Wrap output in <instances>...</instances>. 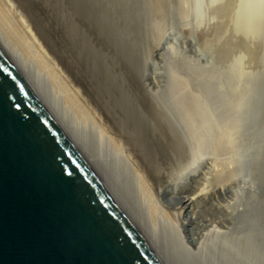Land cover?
Masks as SVG:
<instances>
[{"label": "bare ground", "instance_id": "1", "mask_svg": "<svg viewBox=\"0 0 264 264\" xmlns=\"http://www.w3.org/2000/svg\"><path fill=\"white\" fill-rule=\"evenodd\" d=\"M109 1L0 0V39L173 264H264V142L213 140L260 94L174 55L165 65L188 80L160 84L144 47L172 20L167 4L124 0L125 22Z\"/></svg>", "mask_w": 264, "mask_h": 264}, {"label": "water", "instance_id": "2", "mask_svg": "<svg viewBox=\"0 0 264 264\" xmlns=\"http://www.w3.org/2000/svg\"><path fill=\"white\" fill-rule=\"evenodd\" d=\"M0 264H173L1 39Z\"/></svg>", "mask_w": 264, "mask_h": 264}, {"label": "rangeland", "instance_id": "3", "mask_svg": "<svg viewBox=\"0 0 264 264\" xmlns=\"http://www.w3.org/2000/svg\"><path fill=\"white\" fill-rule=\"evenodd\" d=\"M123 1L124 0H112L111 2L109 1V5L113 4V6L111 5L112 7L110 6L111 9L113 8L112 11H114H111L112 14L116 13L115 15L120 19H123L125 22L127 20L128 22V16L131 15V13L130 10L123 5ZM146 1L149 3L151 2L150 4H156L155 1L158 0H153V2L152 0ZM211 1L212 0L161 1L164 7L166 6L164 4H167V8L165 7L166 11H168L167 15H169V17L172 15L170 18L172 20L168 18L170 20L169 24L161 28L159 30L160 32L157 34L156 31H154V33L150 35L149 44H145L144 49H146L147 46L146 51L150 52L152 50L151 53L153 54L152 61L150 60L148 63L149 72L160 84H165L166 82L170 83L175 75L187 81V68L183 70V73L177 74L172 71L169 65H165L167 64L165 63V58L174 55V57L176 56L184 60L187 59V61H190L192 64L197 63L208 69L217 67L219 73L222 75L220 76V80L216 82L223 84L222 86H225L226 84L224 85V83L230 80L233 85H239L240 83L239 87L247 84L249 81L248 84H253L252 87L256 89V92L264 96V19H262L264 18V0H222V2L217 0L213 1V3ZM168 5H170L169 10ZM152 6L155 7L154 4ZM252 7L254 9H252ZM248 10L251 13H248ZM158 14L161 17L164 13L160 11ZM252 14L255 18L253 16L251 17ZM244 16L247 18H243ZM202 17L204 22L201 25L200 22ZM176 22H180V26L179 23L177 24ZM182 22H185V24ZM197 26L199 29H197ZM133 29L135 30L133 34L140 40V35H142V33L140 32L139 23H136ZM193 29L197 30L195 34ZM126 31L130 33L129 30ZM193 36L194 38H192ZM152 37H154V39ZM155 40H158V42L155 43ZM144 43H146L145 40L143 41V46ZM166 43L170 45L166 46ZM149 45L150 48L154 46L155 48L150 50ZM154 50H156L155 53L153 52ZM235 78H240L242 82L244 80L247 81L246 83L245 81L242 83L240 79ZM241 91L246 92V89ZM260 95L255 94L254 96L256 98L253 97L252 102H249L251 114L250 116H246L244 124L241 127L237 126V129L234 130L235 135H232L233 137L229 136L228 139H226V128H222L220 130L222 132L220 133H222L223 136L218 134L213 140H217V142H228L230 138H234L236 140L233 139L234 142H264V127L261 125V123L264 122L262 119L264 116L261 118L259 117L261 113L264 114V97ZM218 113L222 116V106H220ZM260 125L261 128H258ZM187 126H189V123ZM162 131L165 135L169 136L168 129L165 126L162 127ZM189 137L191 138V136ZM222 137L225 139H222ZM172 139L174 140V136H169L168 139L164 137L163 142H172ZM193 140L191 139L190 142H195Z\"/></svg>", "mask_w": 264, "mask_h": 264}]
</instances>
